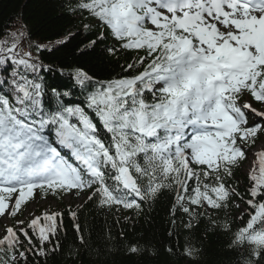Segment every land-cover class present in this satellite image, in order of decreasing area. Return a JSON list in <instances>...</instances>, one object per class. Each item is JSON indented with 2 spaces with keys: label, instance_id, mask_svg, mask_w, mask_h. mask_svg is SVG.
I'll use <instances>...</instances> for the list:
<instances>
[{
  "label": "snow or ice",
  "instance_id": "obj_1",
  "mask_svg": "<svg viewBox=\"0 0 264 264\" xmlns=\"http://www.w3.org/2000/svg\"><path fill=\"white\" fill-rule=\"evenodd\" d=\"M69 10L95 37L86 47L134 55L116 78L77 67L71 87L54 86L42 59L49 49L0 45V217L15 216L35 190L87 191L117 211H139L169 190L173 215H188L190 229L194 209L240 197L228 181L246 148L264 140V0H70ZM77 88L83 99L72 98ZM248 179L254 214L234 238L247 246L243 264L264 254V151ZM64 214L6 227L0 264L46 256ZM67 214L76 220L78 211Z\"/></svg>",
  "mask_w": 264,
  "mask_h": 264
},
{
  "label": "trees",
  "instance_id": "obj_2",
  "mask_svg": "<svg viewBox=\"0 0 264 264\" xmlns=\"http://www.w3.org/2000/svg\"><path fill=\"white\" fill-rule=\"evenodd\" d=\"M69 3L70 0H0V40H6L8 46L15 42L17 51L22 52L28 44L35 50V46L49 49L42 53V59L52 69L47 80L54 86L71 87L69 73L77 67L95 73L97 79L116 78L126 60L131 62L134 51L124 50L117 56L107 54L104 44L96 45L95 50L86 47L95 37L85 38L79 14L70 12ZM83 20L87 22V16ZM17 29L22 31V37L16 40ZM78 30L80 34L75 35ZM69 33L73 38L66 40ZM112 42L109 39L105 43ZM72 98L83 99L78 88L73 90ZM243 161L228 181L243 199L233 196L218 208L203 205L194 209L190 229L185 228L188 215L182 211L173 215L171 211L175 199L172 191L163 190L155 199L149 198L139 211L102 209L98 202L88 200L87 192L79 205L62 207V226L47 243V255L32 256V264H243L240 254L247 253V246H235L234 238L254 214L246 204V190L256 159L248 174L242 171ZM139 162L143 164V159ZM36 193L51 195L59 204L63 195L39 190ZM69 210L78 211L76 220L67 214ZM16 216L20 217L21 211ZM77 223L83 229L85 243L74 229ZM132 247L138 251L130 253ZM250 259L251 264H264V254Z\"/></svg>",
  "mask_w": 264,
  "mask_h": 264
},
{
  "label": "rangeland",
  "instance_id": "obj_3",
  "mask_svg": "<svg viewBox=\"0 0 264 264\" xmlns=\"http://www.w3.org/2000/svg\"><path fill=\"white\" fill-rule=\"evenodd\" d=\"M22 37V31L20 29H17V39H20ZM7 41L6 40H0V45L5 44ZM31 51L33 54L36 53V50L32 48L30 44H28L27 50L25 52ZM264 149V140H259L254 147L247 153L246 157V163L244 164L243 167V173L247 174L249 168L251 167V164L253 163L254 159L256 158V154L259 151H263ZM84 198V194L81 193L79 196L76 195V193H72L69 195H64V197L61 200V203L56 202L53 198H41L39 199L37 196H33L31 199L27 200L29 201L28 203L23 205L22 210V218L17 219L18 221L21 220H29L30 218H34L35 216L42 215L45 212H59L62 207H68L70 204H76L78 205L81 203V201ZM14 202V197L13 199L9 200L8 203L13 204ZM10 215H6L3 217H0V235L3 234V230L6 227L12 226L11 225V219L9 217ZM16 221L15 219H13ZM16 222V223H17Z\"/></svg>",
  "mask_w": 264,
  "mask_h": 264
},
{
  "label": "bare ground",
  "instance_id": "obj_4",
  "mask_svg": "<svg viewBox=\"0 0 264 264\" xmlns=\"http://www.w3.org/2000/svg\"><path fill=\"white\" fill-rule=\"evenodd\" d=\"M45 197H48V198H53V199H55L53 196L52 197H50V195H46V196H44V198Z\"/></svg>",
  "mask_w": 264,
  "mask_h": 264
}]
</instances>
